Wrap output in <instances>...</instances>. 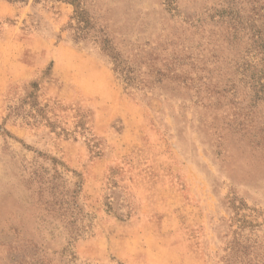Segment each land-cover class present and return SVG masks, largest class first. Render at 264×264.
<instances>
[{"label":"rangeland","instance_id":"obj_1","mask_svg":"<svg viewBox=\"0 0 264 264\" xmlns=\"http://www.w3.org/2000/svg\"><path fill=\"white\" fill-rule=\"evenodd\" d=\"M80 5L0 0V264H264V0Z\"/></svg>","mask_w":264,"mask_h":264},{"label":"trees","instance_id":"obj_2","mask_svg":"<svg viewBox=\"0 0 264 264\" xmlns=\"http://www.w3.org/2000/svg\"><path fill=\"white\" fill-rule=\"evenodd\" d=\"M9 2H20L26 3L28 0H7ZM39 1V0H35ZM55 1H62V0H55ZM74 6L73 15L70 17L71 23L69 27L73 30L74 39L78 40L80 38H88L90 32L94 29L93 24L94 21L92 17L88 15V13L81 7L80 0H66ZM92 39L100 44V49L107 56L112 64L113 70L119 77L126 82V84H132L134 82L142 83L145 85V82L139 79V72L137 69L128 63L127 59H124L118 52L115 51L110 41L102 37L104 36L101 30L93 31ZM259 49L264 50V45L258 46ZM264 51H262L263 53ZM261 59V58H260ZM264 57L261 61V68L253 71L251 70L255 63L252 65L250 63H246L243 65V72L247 73L250 72L251 75L249 77V88H252L253 93L248 99V102L241 106V100H245V96L247 93H243V95H237V86L234 83H231L229 86L228 91L231 92L233 97V101L235 100L236 104H233V108L237 109L235 115L241 117L242 120L238 122V125H241V130H245L246 127L252 128V117L254 115L255 110L264 103ZM154 64V61H152ZM152 64V65H153ZM150 66V64H148ZM151 65V66H152ZM244 77L247 74L243 73ZM240 101V102H239ZM249 119L248 122H244V119Z\"/></svg>","mask_w":264,"mask_h":264}]
</instances>
